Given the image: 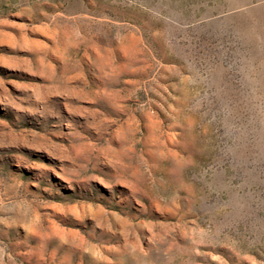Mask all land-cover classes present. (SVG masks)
<instances>
[{"label":"rangeland","instance_id":"rangeland-1","mask_svg":"<svg viewBox=\"0 0 264 264\" xmlns=\"http://www.w3.org/2000/svg\"><path fill=\"white\" fill-rule=\"evenodd\" d=\"M0 264H264V0H0Z\"/></svg>","mask_w":264,"mask_h":264}]
</instances>
